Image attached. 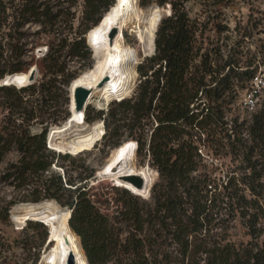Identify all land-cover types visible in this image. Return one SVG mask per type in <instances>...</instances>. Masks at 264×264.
Here are the masks:
<instances>
[{
    "label": "trees",
    "instance_id": "16d2710c",
    "mask_svg": "<svg viewBox=\"0 0 264 264\" xmlns=\"http://www.w3.org/2000/svg\"><path fill=\"white\" fill-rule=\"evenodd\" d=\"M117 1L0 0V81L8 85L0 86V94L10 113L0 129V159L13 148L20 153L1 177L16 196L0 204V222H7L18 204L49 201L71 211L68 225L88 264H264V105L251 121L229 120L226 114L237 89L256 73V58L243 64L240 45L225 56L206 36L211 22L209 31H229L220 18L235 0H139L141 9L171 10L156 29L155 54L137 65L133 95L113 99L93 117L85 111V124L103 122L101 140L111 148L107 163L117 151L111 162L146 157L140 170L149 167L158 176L151 203L112 179L102 180V170L79 163L76 156L85 151L75 156L48 147L51 130L71 118L68 110L52 111L61 86L71 89L85 76L69 74L66 58H90L87 34ZM192 2L206 9L205 22L190 16ZM77 6L83 7L80 13ZM28 24L39 25L48 39L47 53L36 65L23 61L22 30ZM260 48L264 58V45ZM35 66L42 78L32 84ZM200 149L218 162L206 163ZM60 160L76 165L75 172ZM92 180L112 183L129 202L113 215L104 213ZM237 223L249 240L231 239ZM28 228L48 227L29 220ZM39 261L40 255L33 264Z\"/></svg>",
    "mask_w": 264,
    "mask_h": 264
},
{
    "label": "rangeland",
    "instance_id": "374dc122",
    "mask_svg": "<svg viewBox=\"0 0 264 264\" xmlns=\"http://www.w3.org/2000/svg\"><path fill=\"white\" fill-rule=\"evenodd\" d=\"M128 2L131 5L134 17L131 24L124 30V37L126 47L136 56L137 67L139 62L141 60L143 61L146 57L144 52V44L138 37L137 27L149 26L155 33L161 18L166 13L163 9H161V11L157 9H154L152 11H148L147 8L141 9L138 5L139 0H136L137 9H135L132 0H128ZM73 9L78 10L80 13L83 10V7L77 6ZM187 9L192 18H197L200 22H205L207 20V13L205 12L206 9L202 5L196 2H192L188 5ZM220 22L227 25L230 28L229 31L223 33L222 35L216 34L213 30L209 31L212 28L211 22L206 31V36H209L212 40H214L216 44L222 47L225 56H228L231 48H237V46L240 45L238 50L243 51V53L245 54L242 57L243 64L247 61V59H250L252 57L256 58V63L257 61H259L260 63L264 62L263 55H261L262 52L260 51V47L264 45V0H235V3L232 6L224 10V16L220 18ZM79 24L80 21H76L75 27H78ZM237 26L238 30L236 29ZM22 31L24 33V39L22 42L25 43V46L23 48V61L31 62L33 60L34 65H36L35 62L43 58L45 55L44 50L48 48V39L44 34H40L39 25L28 24ZM245 32L248 33L249 37L243 36ZM90 51V58L85 61L66 58V61L68 62L69 74L95 76L98 73L101 57L96 55L92 47H90ZM259 55L261 56V59H258ZM87 72H93L94 75L86 74ZM41 78L42 77L39 73L36 82L40 81ZM8 83L15 85L16 80L9 79ZM138 83L139 82H137V84ZM70 87L71 86H61V90L58 94V103L52 110L53 114H60L65 110H68L70 113L71 102L70 104L69 102L68 104H66L65 101L67 97L69 98V101L71 100ZM131 88L129 95L130 93H132L131 95H133L135 91V89L133 91V88ZM242 93L243 91L241 89H237L236 93L234 94L235 98L233 100V103L228 107L226 113L229 120L238 117L240 121H242L247 118L246 114L243 112L239 105V100L242 96ZM101 97L102 96L100 94H98L97 96L95 95L90 101V104L86 107L85 110L90 113V116L93 117L97 114L98 111L106 109L109 102L106 100H102ZM5 101L6 98L4 97V95L0 94V129L6 116L10 114L7 107H5ZM86 125L88 126L89 124ZM33 129L34 132H39L41 126H34ZM95 145L92 146L91 149L85 150V153H82L79 156H75L78 159L79 163H84L90 169L100 171L107 164V160L111 154V148L109 146V141H106L105 139L101 140L97 144L96 148ZM83 147L84 143L82 141H79L77 143V148L82 149ZM19 159L20 153L17 152V150L14 148L4 157H2V159H0L1 205H4L16 196L14 190L9 185L1 182V177L6 171V168L9 166V164L17 162ZM226 159L229 160L228 158ZM215 160L216 159H214V161ZM146 162L147 159L145 156H139L138 160H135L134 162L133 159L113 162L110 161L108 162L107 167L110 170L109 173L114 175L121 169L122 165H124L125 163L132 165L136 170L139 171V165ZM59 164L60 166H64L69 171L73 170V173L75 172L76 165L72 164L70 161L60 160ZM94 181L95 180H92V182L95 183L93 193L97 194L98 198L101 201V203L97 204V206L100 207L104 213L113 215L117 211L122 210V205L124 204V202H129L125 200V197L123 196V193L121 191H117L112 187V183L106 181H98L102 182L98 183ZM141 200H145L148 203H151V197L148 199H144L141 197ZM139 202L141 203L142 201ZM130 203L134 204L132 201ZM58 206L61 207L60 205ZM14 208L12 209L14 210ZM13 210L10 211V217L7 222H0V264H33V261L38 255H40V261L38 264H43V260L50 258L53 253L52 259L44 262V264H52L55 256L60 251V247L57 242L50 241V230L48 228L47 230H33L31 228H28L29 221L25 222L26 224L24 223L23 225L18 226L12 221ZM120 227L124 232H127L128 227L125 225V223H120ZM47 235L49 238L46 242H44V239L45 237H47ZM231 239L236 242H241L249 240V237L247 236L244 228L239 223H237L236 228L232 231Z\"/></svg>",
    "mask_w": 264,
    "mask_h": 264
},
{
    "label": "bare ground",
    "instance_id": "6f19581e",
    "mask_svg": "<svg viewBox=\"0 0 264 264\" xmlns=\"http://www.w3.org/2000/svg\"><path fill=\"white\" fill-rule=\"evenodd\" d=\"M133 17L134 13L128 0H118L104 15L102 21L89 33V45L94 49L96 55L101 57L98 73L95 76H84L71 88V118L65 126L51 130L49 136L51 149L59 153L78 155L85 150L91 149L97 141L104 137L103 122L96 121L87 126L84 121L86 110L76 111L74 92L76 87L90 90L91 94L86 107L90 104L92 98L98 94L102 96V100L108 102L111 99L118 100L129 96L130 88L138 77L136 71L137 60L135 54L126 47L124 30L131 24ZM115 31L117 34L112 38ZM137 33L144 44L145 56L154 55L155 33L149 26H138ZM1 82H4V80ZM79 141L84 143L82 149L77 148ZM118 152L115 153L114 157ZM107 165L108 163L102 169V180L112 179L116 185L129 189L135 194L147 198L150 196L151 188L157 177L155 171L149 167L138 171L132 165L125 163L113 175L109 173L110 170ZM132 176L142 178L143 186L138 187L134 184L137 183V180L128 179ZM70 216V210L62 209L49 201L39 205L18 204L12 211V221L18 226L31 220L42 222L49 228L50 238H52V241L57 242L60 247V251L55 256L52 264H71L72 260L73 264H88L77 236L69 228L68 219Z\"/></svg>",
    "mask_w": 264,
    "mask_h": 264
},
{
    "label": "built area",
    "instance_id": "2783aa9c",
    "mask_svg": "<svg viewBox=\"0 0 264 264\" xmlns=\"http://www.w3.org/2000/svg\"><path fill=\"white\" fill-rule=\"evenodd\" d=\"M44 53H47V48L44 50ZM258 59H261L259 55ZM257 71L253 75V77L246 82L245 87L243 88L242 96L239 100V105L243 112L246 114L247 121H251L254 114H256L259 110L262 109L264 105V62L260 63L257 61ZM254 68V67H253ZM8 86L5 83L1 84L0 86ZM10 86V85H9ZM26 87V86H25ZM48 147L49 142H48ZM51 149V148H50ZM199 153L205 159V162L208 164L217 163L218 161L205 153L204 149H200Z\"/></svg>",
    "mask_w": 264,
    "mask_h": 264
},
{
    "label": "water",
    "instance_id": "95a60500",
    "mask_svg": "<svg viewBox=\"0 0 264 264\" xmlns=\"http://www.w3.org/2000/svg\"><path fill=\"white\" fill-rule=\"evenodd\" d=\"M156 7L158 9H160L158 6H156ZM164 11H165V13L167 15H171V10L170 9L164 10ZM88 34H87V36H88ZM116 34H117V32L115 31L113 36H112V38H114V36H116ZM87 41L89 43V39L88 38H87ZM38 74H39V70H38V67H37V69L32 71V73H31V80L33 82L32 84H34L36 82ZM74 93H75V103H76V108L75 109H76V111L81 112L82 110L86 109V104H87V101L89 99V96H90L91 92H90V90H88L86 88L76 87ZM50 134L51 133H49V136H50ZM49 136H48V141H49ZM128 179L129 180H137V183H134V184L137 185L138 187H142L143 186L142 178H140L139 176H132V177H129ZM50 241H52V238H50ZM71 264H73V260L71 261Z\"/></svg>",
    "mask_w": 264,
    "mask_h": 264
}]
</instances>
